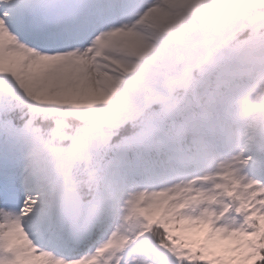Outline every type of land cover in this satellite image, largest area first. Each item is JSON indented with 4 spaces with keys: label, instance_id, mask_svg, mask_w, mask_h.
I'll list each match as a JSON object with an SVG mask.
<instances>
[{
    "label": "snow or ice",
    "instance_id": "obj_1",
    "mask_svg": "<svg viewBox=\"0 0 264 264\" xmlns=\"http://www.w3.org/2000/svg\"><path fill=\"white\" fill-rule=\"evenodd\" d=\"M0 264H264V0H0Z\"/></svg>",
    "mask_w": 264,
    "mask_h": 264
}]
</instances>
